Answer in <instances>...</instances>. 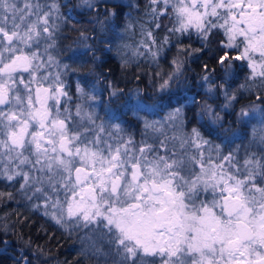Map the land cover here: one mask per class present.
<instances>
[{
  "label": "snow or ice",
  "instance_id": "obj_1",
  "mask_svg": "<svg viewBox=\"0 0 264 264\" xmlns=\"http://www.w3.org/2000/svg\"><path fill=\"white\" fill-rule=\"evenodd\" d=\"M148 11L153 28L167 35L158 43L142 27L132 56L158 62L163 46L175 41L173 67L156 73L164 92L180 84L188 58L208 55L216 67L200 64L199 85L208 99L192 103L221 143L198 127L184 133L182 104L162 120L144 119L137 141L110 109L138 113L149 106L145 101L153 109L159 102L139 88L119 87L102 71L107 100L95 85L86 91L85 77L73 110L62 79L71 66L64 61L88 63L91 53L95 64L96 50L57 49L55 0H0V181L18 184L27 201H39L33 209L59 227L83 231L100 264H264V136L256 151L233 147L234 133L223 136L228 115L246 128L258 111L264 122V95L256 96L259 106L250 101L235 111L244 92L264 90V0H149ZM114 15L106 11L105 20ZM97 23L103 31L104 21ZM193 34L200 48L179 46ZM242 69L244 83L233 89ZM221 96V104L208 102ZM169 128L180 134L169 136Z\"/></svg>",
  "mask_w": 264,
  "mask_h": 264
},
{
  "label": "trees",
  "instance_id": "obj_2",
  "mask_svg": "<svg viewBox=\"0 0 264 264\" xmlns=\"http://www.w3.org/2000/svg\"><path fill=\"white\" fill-rule=\"evenodd\" d=\"M55 2L59 5V10L64 18L56 35L57 49L71 46L73 50L84 52L91 44H88L87 40H83L82 34L86 36L90 33L94 36V43L91 47L96 50L95 55L100 58L95 64L89 59L91 53H89V57L85 58L88 59V63L82 61L73 63L65 60L64 62L71 66L70 70L66 71V74H69L68 80L75 85L79 82L81 86H84V78L87 77L90 83L86 89H91L92 85H95L97 93L103 92V99L107 100L108 93L103 91L106 81L100 79L98 82V73L102 71L108 80L118 82L119 87L133 91L139 88L142 90V94L146 93L152 100L159 102L153 109L151 101H145L144 103L149 106L144 111L138 112L139 115L128 108L110 109L119 117L114 122H123L127 131L134 137H138L140 129L143 128L142 121L146 119L145 116L149 117L144 114L148 112L147 108H151L152 111H149L151 115H157L182 104L184 124L200 128L203 135L213 144L221 143V139L218 138L221 134L212 130L215 126L208 122L207 117L200 120L196 115L199 108L192 103L193 97L200 102L208 99L205 87L199 86L204 84L201 80L203 73L200 64L207 61L210 67H216L208 55H202L199 60L188 58L180 84L174 85L164 92H157L156 87L160 78L156 76V73H167L173 67L171 64L172 55L177 53V46H173L175 41L163 46L158 62L147 56H132L133 49L142 39V27L153 30L158 43H162L164 36L167 35V31L163 27L161 29L153 28L152 18L148 11L149 0H111L110 3L98 1L95 2L96 10L86 7L81 0H78V4L75 3L76 0H55ZM76 9L81 13V20L77 22L73 17ZM106 11L115 12L116 15L105 20ZM101 12L103 13L101 14ZM98 19L104 21L103 31H101L100 24L97 23ZM163 23L167 24L168 21H163ZM92 24H94L93 27H91ZM129 24L135 27H127ZM215 39V37L212 38L209 48H215ZM126 45L128 47H125ZM188 45H191L192 48L201 47L195 34L191 39L182 38L179 46ZM108 48H111V51H107ZM125 60L128 61L127 64H124ZM62 71L65 70L62 69ZM246 74L247 69L238 70L237 79L232 83L233 89L244 83ZM257 95H264V90L254 88L251 93L244 92L240 103L235 105V111H239L242 105H248L250 101L259 106L260 102L256 100ZM208 102L215 106L223 103V97ZM96 111L101 118L106 119L103 110L98 107ZM221 115L224 116L225 113L221 112ZM226 120L225 129H229V131L223 133L224 137L233 136L234 133L236 144L248 145L251 143L249 137L252 132V121L245 128L240 123H233L234 115L226 116ZM14 188L12 184L0 181V193H4L3 196H0V264H99L92 262L84 255L76 232L59 227L42 212L34 210L33 206L6 201L8 193L14 195Z\"/></svg>",
  "mask_w": 264,
  "mask_h": 264
},
{
  "label": "rangeland",
  "instance_id": "obj_3",
  "mask_svg": "<svg viewBox=\"0 0 264 264\" xmlns=\"http://www.w3.org/2000/svg\"><path fill=\"white\" fill-rule=\"evenodd\" d=\"M98 1H104V2H111V0H93V2L95 3V2H98ZM112 1H115V0H112ZM46 2L47 3H51V2H53V0H46ZM81 2L86 6V7H88L87 6V4L84 2V0H81ZM57 17L54 15V17H53V19H56ZM54 55H55V52L53 53ZM177 55V53H173V58L175 57ZM172 58V59H173ZM52 71H53V73H55L56 71H57V69L54 67L53 69H52ZM60 71H62V69H60ZM63 72V71H62ZM157 92H160V91H158V84H157ZM77 96H78V93L76 92L75 93V96L73 97L74 98V100L73 101H69V105L73 108V110H74V105L76 104V103H78L79 101L77 100ZM175 108V107H174ZM148 109V112L149 111H152L151 110V108H147ZM173 109V108H172ZM172 109H170V110H168V111H165V113H160V114H157V115H151L150 113L151 112H147V113H144L145 115H148L149 117H147V116H145V118L148 120V121H155V120H162L164 117H165V115L169 112V111H171ZM96 110H97V108H96ZM153 113V112H152ZM137 115H139V113L137 114ZM252 121V127H251V133H250V137H249V141L251 142V143H248V146H250L251 147V150H253V151H256L257 150V147H258V141H259V138H260V136H264V122H262L261 121V118H260V115H259V112L257 111V113L255 114V118L254 119H252L251 120ZM115 123H118V122H115ZM142 127H143V124L141 125ZM191 128H192V126H186L185 124L183 125V129H182V131L184 132V133H188V132H190V130H191ZM142 131H143V128L142 129H140V133H139V136L138 137H135V139L137 140V141H139V140H141L142 138H144V137H142V135H141V133H142ZM180 129L179 128H169V129H167V132H168V135L169 136H171L174 132L176 133V134H180ZM150 135H151V133H150ZM206 138V137H205ZM207 139V138H206ZM257 141V143H253V141ZM236 145H238V144H236ZM236 145H234L233 147H235ZM242 152H243V150H242ZM242 154V153H241ZM15 188H14V195H12V197L13 198H7V200L6 201H11L12 203L14 202H19V204L20 203H25L26 205H30V206H33V203H39V201H33V202H29V201H27L24 197H23V195L20 193V192H18V188H19V185L18 184H12ZM40 212H42V211H40ZM48 218V217H47ZM68 231H71V230H68ZM77 233V237H78V239H79V241H80V248H81V250H82V252L84 253V255H86L92 262H94V263H99L100 264V262H98V260H97V258L95 257V256H93L92 255V251H91V247H90V242L88 241V239H87V237L85 236V234H84V232L83 231H78V232H76Z\"/></svg>",
  "mask_w": 264,
  "mask_h": 264
},
{
  "label": "flooded vegetation",
  "instance_id": "obj_4",
  "mask_svg": "<svg viewBox=\"0 0 264 264\" xmlns=\"http://www.w3.org/2000/svg\"><path fill=\"white\" fill-rule=\"evenodd\" d=\"M41 2L42 3H45L46 2V0H41ZM76 4H78V0H76V2H75ZM75 5V4H74ZM89 8V7H88ZM93 10H96V7L95 8H92ZM90 11V10H89ZM76 13V14H75ZM75 13H74V15H73V17H74V21H79V20H81L80 18H81V13H80V10H78V9H76L75 10ZM103 12H101V14H102ZM58 16H59V18H56V19H53V21H54V23L56 24V25H58L59 27H61V25L63 24V22H64V18L62 17V15H61V11L59 10V14H58ZM92 20H93V17H92ZM93 25L94 24H92L91 25V27H93ZM56 35H57V32H56ZM84 37H87V39H85ZM83 40L84 41H86L87 40V42H88V44H91V46H92V44L94 43L93 41H94V36H93V34H86V36L85 35H83ZM68 76H69V74H65V75H62V79L64 80V82H65V84H66V86H67V91L69 92V96H71L72 97V100L71 101H73L74 100V96H75V93L77 92L76 91V87H77V85H75V83H73V82H71L70 80H68ZM90 77H91V75H89ZM91 89L90 88H87L86 89V91H90ZM12 264H15V263H12Z\"/></svg>",
  "mask_w": 264,
  "mask_h": 264
}]
</instances>
